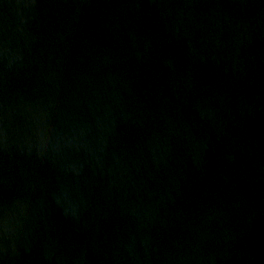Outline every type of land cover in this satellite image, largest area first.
I'll list each match as a JSON object with an SVG mask.
<instances>
[{"label": "water", "instance_id": "water-1", "mask_svg": "<svg viewBox=\"0 0 264 264\" xmlns=\"http://www.w3.org/2000/svg\"><path fill=\"white\" fill-rule=\"evenodd\" d=\"M0 264H264V0H0Z\"/></svg>", "mask_w": 264, "mask_h": 264}]
</instances>
